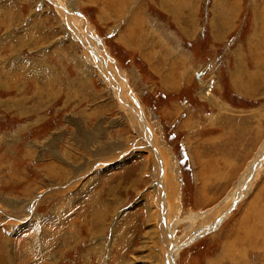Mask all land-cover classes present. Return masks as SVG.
<instances>
[{
	"label": "rangeland",
	"instance_id": "374dc122",
	"mask_svg": "<svg viewBox=\"0 0 264 264\" xmlns=\"http://www.w3.org/2000/svg\"><path fill=\"white\" fill-rule=\"evenodd\" d=\"M225 1L231 16L220 0H0V264H158L161 254L153 157L136 148L130 112L56 4L105 44L171 158L180 198L170 236L182 239L193 218L196 232L214 220L264 144V0ZM202 80L211 101L199 97ZM58 160L69 164L55 181L44 170ZM252 207L264 229V161L217 230L176 264H236L241 252L219 261L225 231L250 225ZM252 247L238 264H264Z\"/></svg>",
	"mask_w": 264,
	"mask_h": 264
},
{
	"label": "bare ground",
	"instance_id": "6f19581e",
	"mask_svg": "<svg viewBox=\"0 0 264 264\" xmlns=\"http://www.w3.org/2000/svg\"><path fill=\"white\" fill-rule=\"evenodd\" d=\"M48 1H52V0H48ZM220 1H222V3H220V6L219 4H217L220 9L219 13L221 14L222 12H224L225 14L231 16L233 6L229 7L225 0H220ZM56 5L57 8L59 9L58 11L61 13L63 17L64 24L67 25L68 28L70 29L71 32L70 35L72 36V38L75 41L77 40L86 49V51L84 52L85 58H87L90 63L96 64L95 66H97L96 68H98V70L100 71L101 76H103L106 79L107 84H109L113 88V92L117 95V98L121 102V106L124 107L125 110H128V112H130V119L132 120V122L136 124L140 132L139 138L141 140V148H139L140 146L139 147L137 146L136 148L138 150H143L150 153V155H152L153 157L154 168H155L154 191L157 193L158 202H159V209L156 218L157 221L155 220V225H154L155 229L153 231V234L157 233L158 238L159 237L161 238L160 239L161 254L158 264H176L177 263L176 259L179 251L185 248H189L195 242L199 241V239H201L207 233H211L217 230L215 228L220 225V223L230 213V211L234 209V207L246 196L247 192L251 188V184L253 180L255 179L258 168H260L261 164L264 161V144L262 147H260L255 158H253L249 162L244 174H242V177L239 178L240 179L239 183L233 187V189L228 193V195L221 202V204L215 207L216 216L214 217L213 221L204 222L203 224L199 225L201 228L199 232L198 231L196 232L195 229L197 228H195L194 222L195 219L197 218L195 219L193 218L192 223L189 225L187 234L184 235L183 238L181 237L182 239H179L178 237L175 236H170L169 229H172L175 226L172 224L171 226H169L170 221L168 214L171 213V210L177 208V204H175V202L178 201L180 198L178 196V190H179L177 187L178 183H176L175 181V175L173 173L174 166L172 164L171 158L169 157V155L163 153L162 151L159 150V148H157V144L155 142L153 132L151 131L148 122L145 120L143 116V111L141 107L137 103V100L136 98H134L133 94L128 93L131 90L128 89V87L125 84L127 81L122 76V80H124V82L123 84L122 81L119 82L115 72V66H114L115 62H113L111 57L106 52L105 44L102 43V41H100V38H98L92 33L90 27L85 28V26L83 25L85 18L82 17L81 14L75 11H69L70 8L68 9L63 5H62L63 7L60 6L59 4ZM224 13L222 14L224 15ZM78 16H80L81 19ZM220 23H221L220 19H218L217 23L214 22L213 25H211L212 35L214 40L217 38V36L219 37L218 35L220 32L219 28L222 25ZM13 39H14L12 40L13 43L18 41L17 38L16 39L13 38ZM94 42H100L101 45L98 46ZM13 47L15 46L13 45ZM209 67L210 68L208 70H211L213 66L211 65ZM198 72H203V70H199ZM49 77L51 82L55 81L54 75L51 74V76ZM209 83H210L209 81L203 82L202 80L200 83L201 90L199 91V97L207 101H211V93L209 91L211 85ZM129 96L134 99L133 102L138 104L137 105L139 107L138 110L133 109L132 107L127 105L125 99H127V97L130 98ZM201 165L203 166L202 167L203 170L207 169L205 168L204 161L202 160H201ZM46 171L48 176H51V178L54 177L55 174L62 172L60 168H58V166L56 165L47 167ZM206 184L208 185L209 183H205V185ZM62 185H58V186H62ZM38 194L33 199V200L36 199L35 202L33 201L34 207L37 203L41 201V199H43V198L38 199ZM254 208L255 207H252V211L249 210V216L247 215L248 218L247 220L245 219L247 221L246 223L250 225L247 226L245 225L246 224L245 223L244 224L245 227H243V229L240 228L228 229L225 231V233H227L225 236L226 241H224L223 246L221 247V252H220L221 257L219 261L225 260L227 257L232 258L233 256L230 255L231 252L233 251L236 254L237 253L239 254L241 252L240 257L245 262V260L247 259L246 256L248 254L245 249L252 250L253 249L252 245L258 246L257 248L254 247V249L256 250L254 251L253 254H258L260 256L262 253H264V229H259L261 227L260 223L258 222L259 213ZM209 212L213 214L212 210L208 211V213ZM209 215L210 214H208L207 216ZM260 242L261 243L263 242L262 245L263 248L261 252L259 251L260 249L259 244H261ZM228 253H230V255H228ZM241 259H237L235 263L238 264ZM211 264H216V261L213 262L211 260ZM252 264H255V260L254 263Z\"/></svg>",
	"mask_w": 264,
	"mask_h": 264
},
{
	"label": "crops",
	"instance_id": "0c3cea01",
	"mask_svg": "<svg viewBox=\"0 0 264 264\" xmlns=\"http://www.w3.org/2000/svg\"><path fill=\"white\" fill-rule=\"evenodd\" d=\"M60 162V163H59ZM51 163H55V164H58L59 165V168L62 170V171H64L65 173H66V171H67V164H69V163H63L61 160H58V162H53V161H51L50 163H48L45 167H47L48 165H50ZM58 165H56V166H58ZM45 167H44V169H45ZM83 168V167H82ZM46 173H47V171H46V169L44 170ZM66 176H67V173L65 174ZM64 175V173L63 172H61V173H57V174H55V176L53 177V180H62L63 179V176H65ZM65 176V177H66ZM64 177V178H65Z\"/></svg>",
	"mask_w": 264,
	"mask_h": 264
}]
</instances>
